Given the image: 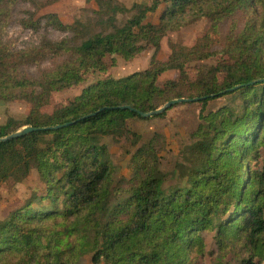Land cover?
Masks as SVG:
<instances>
[{
  "label": "trees",
  "instance_id": "16d2710c",
  "mask_svg": "<svg viewBox=\"0 0 264 264\" xmlns=\"http://www.w3.org/2000/svg\"><path fill=\"white\" fill-rule=\"evenodd\" d=\"M85 1L94 9L83 19L65 24L48 15V24L69 38H42L17 50L4 41L15 0H0V102L28 106L23 119L0 124V189L35 172L44 191L0 222V264H78L86 255L92 264H196L205 256L202 234L213 231L226 258L263 264L264 173L251 163L264 153V0H152L130 8L118 0ZM162 5L158 21L145 22ZM232 16L222 37L219 25ZM204 19L203 36L190 46L169 43L167 57L158 58L167 33ZM217 44L221 60L190 71L217 58ZM146 50H153L146 69L98 82L47 111L54 94L105 72L108 58L112 66L115 56L130 61ZM48 59L59 62L38 78L22 72ZM169 72L177 78L159 86ZM226 96L232 104L202 117L207 127L187 149V164L174 169L186 178L183 186L165 185L151 140L131 156L127 196L116 199L105 140L136 142L128 122L142 119L120 107L148 113L171 100L199 99L187 103L205 109ZM24 127L36 131L2 140Z\"/></svg>",
  "mask_w": 264,
  "mask_h": 264
},
{
  "label": "rangeland",
  "instance_id": "374dc122",
  "mask_svg": "<svg viewBox=\"0 0 264 264\" xmlns=\"http://www.w3.org/2000/svg\"><path fill=\"white\" fill-rule=\"evenodd\" d=\"M126 8H130L134 3L150 4L152 0H118ZM164 6L162 5L155 13H150L145 22L156 23ZM90 4L85 0H15L11 9L10 22L6 28L4 41L17 50H23L37 46L42 38L52 41H59L69 38V33H61L48 24V15H57L62 23H72L83 19L86 15H91L85 11H91ZM238 27L241 28L243 20L236 19ZM234 22V17L223 20L219 25L222 37L228 32ZM209 28V21L204 19L190 24L179 31L169 32L161 42L158 58L164 60L169 54V43H181L185 46L192 45L196 39L203 36ZM212 51L219 53L217 58L191 64L190 71L201 66L207 69L221 60L220 46L213 45ZM153 50H146L130 61H125L119 57L115 58V64L111 66L107 59L108 69L105 72H92L84 77V81L75 87L69 88L52 96L47 111L60 107L68 100L81 94L82 90L102 82L108 78L121 79L132 73L142 71L147 68ZM59 59H48L37 65H30L22 68V72L29 78H38L42 72L50 69L53 63H58ZM177 73L169 72L159 78L158 85L161 86L166 80H175ZM232 96L222 97L210 101L206 108L202 109L198 103L178 104L167 110L162 117H150L146 119L132 118L128 122L130 131L138 135V140H125L115 143L111 139H106L105 143L109 147L110 160L114 166L113 185L118 189L114 192L116 199L121 200L127 196L129 181L132 170L130 168V158L137 148L154 140L155 150L159 155V163L162 171L167 175L166 186H183L186 178L181 172H175L177 164H187L188 148L198 141L197 134L206 128V122L202 118L210 112L230 106ZM165 105V104H164ZM28 112V106L22 101L0 102V124H3L8 117L20 120ZM200 128V130H199ZM199 130V132H197ZM251 169L257 174L264 173V153L261 151L260 157L251 163ZM34 194L43 195V183L35 172L28 180L16 186L7 185L0 189V222L4 221L9 213L25 205ZM115 199V200H116ZM115 202V201H114ZM216 232H204L205 256L197 260L196 264H223L228 262L236 264L233 258L223 256L218 251ZM211 254V255H210ZM78 264H92L90 256L86 255L78 259ZM264 264V262H263Z\"/></svg>",
  "mask_w": 264,
  "mask_h": 264
},
{
  "label": "water",
  "instance_id": "95a60500",
  "mask_svg": "<svg viewBox=\"0 0 264 264\" xmlns=\"http://www.w3.org/2000/svg\"><path fill=\"white\" fill-rule=\"evenodd\" d=\"M261 82H264V80H261ZM197 100H199V99H193V100L175 99V100H171V101L167 102L165 105H163L162 107H160L159 109H157L155 111L148 112V113H142V112L134 110V109H132L131 107H128V106L120 107V109L129 110L131 112H135L139 117H141L143 119H146V118H150V117H154V116L160 115V114H162L163 112H165L166 110L170 109L171 107H173L175 105L182 104V103H187V102H193V101H197ZM67 125L68 124L63 125V126H56V127L50 128V129L56 130V129L65 127ZM40 130H44V129H40ZM34 131H36V130L31 128V127H24L21 130L9 135L8 137H6V138H4L2 140L6 141V140L16 139V138L22 137L24 135L30 134V133H32Z\"/></svg>",
  "mask_w": 264,
  "mask_h": 264
}]
</instances>
